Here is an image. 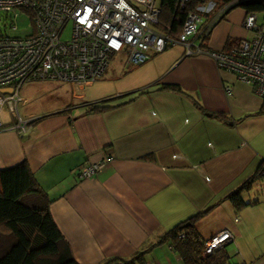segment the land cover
<instances>
[{"label":"crops","instance_id":"obj_1","mask_svg":"<svg viewBox=\"0 0 264 264\" xmlns=\"http://www.w3.org/2000/svg\"><path fill=\"white\" fill-rule=\"evenodd\" d=\"M215 11L202 16L199 34ZM245 15L231 5L205 34V46L219 51L251 37ZM256 16L264 29V13ZM119 54L77 95L67 83L32 82L49 83L50 100L22 118L18 112L32 120L24 132L2 113L0 170L26 161L78 264L127 260L150 244L145 264H183L169 243H156L198 214L193 225L203 240L232 233L230 264H264V178L242 193L247 205L225 199L264 160V114H255L262 96L179 45L133 66ZM219 113L227 119L214 117ZM100 159V174L76 178L81 164Z\"/></svg>","mask_w":264,"mask_h":264},{"label":"built area","instance_id":"obj_2","mask_svg":"<svg viewBox=\"0 0 264 264\" xmlns=\"http://www.w3.org/2000/svg\"><path fill=\"white\" fill-rule=\"evenodd\" d=\"M191 0H177L184 7ZM203 1L188 11L180 32L172 35L158 29V0H0V128L2 113L16 112L10 127L24 132L32 120H22L18 105L24 84L53 81L67 83L77 95L84 86L99 79L112 56L123 51L127 66L139 65L175 45L185 55H200L215 61L220 70L233 73L264 96V29L256 23V13L243 20L251 37L240 38L224 50L205 46L204 36L218 16L234 2L218 7L213 0ZM216 10L205 30L199 34L202 16ZM215 11V12H216ZM16 19L29 21L25 35L17 30ZM70 27L69 37L63 32ZM103 159L81 164L76 178L100 174ZM185 236L184 232L179 235ZM233 235L222 230L204 241L203 255L230 244Z\"/></svg>","mask_w":264,"mask_h":264},{"label":"trees","instance_id":"obj_3","mask_svg":"<svg viewBox=\"0 0 264 264\" xmlns=\"http://www.w3.org/2000/svg\"><path fill=\"white\" fill-rule=\"evenodd\" d=\"M213 1L218 7L234 2L232 5L243 8L246 13H264V0ZM202 2L191 0L184 7H180L177 0H160L159 28L172 35L179 33L187 12L194 10ZM164 88L181 91L174 85ZM198 107L201 108L200 105ZM105 108L106 106H92L90 110L100 111ZM255 114H264V96L261 107ZM214 117L227 119L222 113L215 114ZM262 178L264 160L260 162L256 172L229 192L225 199L230 200L237 208L247 205L242 193ZM48 203L47 196L40 190L26 161L0 170V264H78L72 258L69 247L50 215ZM201 215L198 214L164 232L156 244L169 243L181 257L183 264H230L227 245L211 254L203 255L205 240L193 225ZM181 232L185 233L183 238L179 236ZM152 246L153 244L148 245L127 260H111L104 264H145L144 256Z\"/></svg>","mask_w":264,"mask_h":264},{"label":"rangeland","instance_id":"obj_4","mask_svg":"<svg viewBox=\"0 0 264 264\" xmlns=\"http://www.w3.org/2000/svg\"><path fill=\"white\" fill-rule=\"evenodd\" d=\"M15 24L17 26V30L11 32V35L22 36V35H25L27 31L30 29L29 21H27L26 19H16ZM69 33H70V27L68 26L63 32L62 37L64 39L68 38ZM123 54L124 52L121 51V54L119 55H123ZM48 85L49 83H28L22 86L20 90V95L25 97L26 101L24 102L25 104L23 103L24 105L19 104L18 106L19 108L18 112H19V115H21L20 116L21 118L25 116L24 110L28 111V109L30 110V109H33L35 107L42 105L43 103L46 102L44 100H47V97H48V101L50 100V94H48L49 91L46 90V87ZM12 115L16 117L17 114L16 112H14ZM229 245H231V243L228 244L227 246Z\"/></svg>","mask_w":264,"mask_h":264}]
</instances>
